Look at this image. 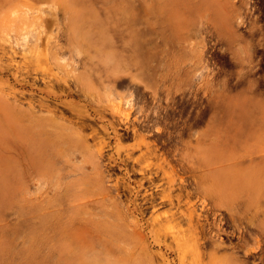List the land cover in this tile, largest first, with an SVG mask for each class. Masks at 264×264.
Returning <instances> with one entry per match:
<instances>
[{"label": "rangeland", "instance_id": "obj_1", "mask_svg": "<svg viewBox=\"0 0 264 264\" xmlns=\"http://www.w3.org/2000/svg\"><path fill=\"white\" fill-rule=\"evenodd\" d=\"M89 72L94 78L83 97L78 79ZM114 106L129 111L128 123L139 131L134 139L118 124ZM100 111L103 120L93 122ZM80 112L90 115L84 123ZM17 116L30 118L38 131L49 119L72 132L84 127L90 146L106 143L108 160L100 162L108 191L116 198L111 189L117 187V208L131 225L125 230L138 237H119L121 221L110 216L116 205L110 200L108 244L67 230L74 212L48 213L33 190L18 208L17 183L23 188L43 157L39 143L17 134ZM147 123L153 128L140 127ZM91 128L98 132L94 140ZM143 142L153 144L150 151ZM161 156L174 173L154 176L153 189L137 172L153 173ZM202 176L209 224L228 219L226 231L241 236L229 233L239 247L233 254L243 260L254 247L249 262L264 264V236L246 219L264 218V187L256 190V180L264 183V0H0V264H179L163 231L157 244L149 218L171 206H144L140 194L181 179L189 198L180 189L173 195L182 196L180 203L196 200L193 185ZM213 227L205 247H212Z\"/></svg>", "mask_w": 264, "mask_h": 264}, {"label": "bare ground", "instance_id": "obj_2", "mask_svg": "<svg viewBox=\"0 0 264 264\" xmlns=\"http://www.w3.org/2000/svg\"><path fill=\"white\" fill-rule=\"evenodd\" d=\"M233 3L234 1L231 2V4ZM147 34L148 33L146 31L143 32V35H147ZM93 76H94L93 72H89L86 75H82L78 79V82L82 85V87L79 89L82 91L83 97H87L84 87L89 86L91 80L94 78ZM66 89H67V93L70 95L72 91H70L69 88ZM132 94H133L132 92L129 93L130 100L127 102V105L129 106L128 110H131L133 108ZM112 108L113 109L111 112L113 115H115V117L118 118L119 120L118 124H121L124 127L126 133L132 134L130 138L139 135L138 129H136L133 125H130L128 123L129 111L123 114L118 107L114 106ZM102 111L104 112L105 110ZM107 112H108V107H107ZM153 115L155 116L156 114H154L153 112ZM89 116H90L89 114L87 115L86 113L80 112V116L78 117V120L84 123V121L88 120ZM103 118H104V113H102L101 111L100 113L96 112L92 121L93 122L102 121ZM14 122H15V129L18 135H20V133L23 132L28 142L35 141L37 145L39 143L41 147L40 156L43 157V165L40 168H38L35 172L28 173L25 182H23V188H21L22 184L18 181L17 183L18 199L16 201L17 206L21 201L20 198L23 201H27L28 199H31V195H32L31 190H33L34 192H37V194L39 193L38 197H35V200L39 203V206L43 207V210L49 211L48 213L63 214L66 213L65 209H67L68 212L69 211L74 212V215H69L67 217L66 227L69 226L67 230L80 231L82 233L89 234L90 237H92V239L95 242L97 243L106 242L108 244V202H109L108 200H110L111 203L116 204L112 208L110 212V216L115 218L114 221L116 220L121 221L119 225L122 228V230L119 237L125 238L127 234L130 236V238L138 237V235H136L135 230L133 229L131 231L125 230V228H129L131 227V225L123 222L124 218L123 216H121V213L117 208V202H116L117 201L116 198H118L117 187L113 184L114 188L111 189L113 190V193L115 194L116 198H114V196L110 194V191H108V177H109L107 173L108 170L106 171L103 168L105 165L101 164L100 162L104 158H107L108 160V155L104 154V152L106 151L105 149H107L108 146L106 145V143H101L98 146L96 145L97 147L94 148L87 143L88 140L87 137L81 134L84 127L77 128V130L72 132L63 124L55 123L54 119L48 120V122H50L51 124L45 122L42 123L41 124L42 129H40L39 131L37 130L38 124L35 123L33 126H31L32 121L30 118L22 119L17 116ZM140 127L142 128V126ZM151 128L152 127H150V129ZM156 131L158 133L159 129L157 128ZM92 134L93 135L90 137L92 140L98 137L97 136L98 132L94 129H92ZM123 140L124 139H122V141ZM143 145H145L147 150L149 149L151 150V146H152L151 143L146 144L143 142ZM161 157L162 158L158 160L159 163L154 165L155 171L153 173L151 172L147 173L148 171L147 169L139 170V172H137L142 176V178L141 177L140 178L147 181L149 183V186L151 187L154 184H156L153 182V180H155L153 178L154 176L156 177L157 175L159 177L158 173L161 172L162 176H166V178L169 175L172 176L174 173V168H172L173 166L170 165V163L167 160H165V157L164 158L163 156ZM55 158H58V162H59L58 164H56ZM132 162L137 163V159L132 160ZM103 163H105V159ZM130 164L128 162V165ZM143 165L144 164H142V166ZM165 167L168 170H164ZM56 169H59L58 173L56 172ZM203 179H204L203 176L195 179L194 182L195 185H193V187L195 186L194 189L196 193V200L185 199L186 201L184 200L185 201L184 203H180L181 200L180 197L182 198V196H180L179 194L173 195L174 190L178 189L179 184L182 183L181 179H179V184L177 185L175 184L176 182L172 183V181L167 182L165 184L166 186L164 187L160 185V187L158 188V185L157 186L155 185V191H152L149 186L143 189L142 191L143 193L140 194L141 195L140 203L144 204V206L147 205L148 203H153L155 205H159L162 207L163 205L166 204H168L169 207L171 206L170 210L167 211L166 214L162 216L163 217L162 220L160 219L162 217L155 214L153 217H149L151 218L150 222L152 223L154 228H156L155 239L157 244L159 246L161 244L159 237L161 234L160 232L163 231L165 236H168V238L170 239L173 247H175V252L177 254L179 264H256L255 262L252 263L249 262L250 259L253 260L255 259L253 254H255L256 248L254 247L247 248L243 252L245 259L241 260L233 254L235 252V249L239 247H234L233 244L229 246V243H227L228 247H224L225 241L223 242L221 237V235H223L224 233V230L222 229V219L221 220L218 219L212 225L216 228V231L211 232L209 235L211 242L210 245L212 247H205L206 243L204 244L203 242L204 235L205 233H207L206 231L209 230L212 226L209 224L210 222H208V218L205 215L207 211L206 208L207 205L205 202L206 196H204V192L206 191V189H204ZM118 180L120 179L118 178ZM224 180L225 182L231 181V176L226 175L224 177ZM141 184L142 183H140V185ZM263 184L264 183L261 180H256L257 192H260V190H262V188L264 187ZM182 187L185 188V186ZM194 189L192 188V190ZM40 190H43L42 193L39 192ZM189 195L187 192L188 198ZM119 203L120 205H122L121 202ZM214 205L217 208L225 207L224 204L220 202L214 203ZM157 207L158 206H154V207L151 206L150 208L153 210L151 212H154ZM184 210L186 212H184ZM16 214L17 215L19 214L18 210ZM177 214H180V216L179 215L176 216ZM234 217L233 214H230L232 223L237 225L235 221L236 217L235 218ZM246 219H247V223L250 224V226H252L253 228H259L264 236V218L258 219L256 215L254 216L250 215ZM158 222L161 223L160 226ZM245 232L249 237L251 236L249 230H246ZM104 236L107 237V240H105ZM229 236H230L229 239L232 241L231 235ZM226 250H230L232 251V253H227L225 252Z\"/></svg>", "mask_w": 264, "mask_h": 264}, {"label": "flooded vegetation", "instance_id": "obj_3", "mask_svg": "<svg viewBox=\"0 0 264 264\" xmlns=\"http://www.w3.org/2000/svg\"><path fill=\"white\" fill-rule=\"evenodd\" d=\"M155 114V113H154ZM153 123H155V122H153ZM151 125V126H150ZM150 125H148V124H143L142 125V127H152L153 128V125L152 124H150ZM156 131V130H155ZM151 145H153V144H151ZM164 158V157H163ZM178 189H181L182 191L184 190L186 193H184L185 195H186V197H187V192H188V190H185V188H178ZM183 194V195H184ZM185 195H184V197H185ZM206 208L208 209V207L206 206ZM206 215V214H205ZM207 216V215H206ZM223 220H222V229L225 231L224 233H223V235H225L226 236V238H225V240L222 238V240H223V242H224V244H225V246L224 247H228V244H226V243H229V246L231 245V244H233V245H236V244H238V242L237 241H234V239L235 240H237L235 237H238V239L241 237V236H238V235H236L235 233H233V231H226V228H229V226H230V222H228V219L226 220V219H224V218H222ZM211 225H213V223L211 224ZM227 232V233H226ZM230 232H232L233 234H234V238H232V241L229 239V233ZM227 234V235H226ZM226 239H227V241H226Z\"/></svg>", "mask_w": 264, "mask_h": 264}]
</instances>
